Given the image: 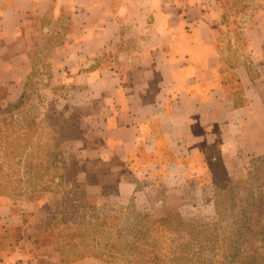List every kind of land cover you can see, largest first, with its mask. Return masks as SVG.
Wrapping results in <instances>:
<instances>
[{"label": "crops", "instance_id": "crops-1", "mask_svg": "<svg viewBox=\"0 0 264 264\" xmlns=\"http://www.w3.org/2000/svg\"><path fill=\"white\" fill-rule=\"evenodd\" d=\"M245 2L224 19L219 0H0V88L11 100L25 85L26 17L35 14L40 37L64 39L50 52L53 82L69 88L70 114L87 109L74 146L79 165L102 176L100 200L210 183L206 151L250 136L258 137L250 150L264 151V0L256 11ZM103 179L113 180L114 195L100 193Z\"/></svg>", "mask_w": 264, "mask_h": 264}, {"label": "rangeland", "instance_id": "rangeland-1", "mask_svg": "<svg viewBox=\"0 0 264 264\" xmlns=\"http://www.w3.org/2000/svg\"><path fill=\"white\" fill-rule=\"evenodd\" d=\"M256 1L262 0L248 3L254 11L261 4ZM219 2L224 9V19L228 9L244 12L247 6L245 0ZM26 20L30 38L25 49L29 60L25 85L13 89L11 100H6L4 89L0 88V190H10L8 194H0V264L11 256L28 260L30 264L47 254L42 253L43 248H39L38 243H62L60 241L64 240L67 243L83 241L82 246H89L79 252H97L105 259L107 255L115 256L110 262L89 258L96 264H144L150 260L151 264H264V161H256L259 155L250 150L258 137H237L232 139L231 148L235 149L205 152L206 158L216 165L215 172L219 173L217 164L221 162L230 176L241 175L239 179L226 182L220 173V177L210 174L212 170L206 174L208 180L221 179L219 196L212 184L189 180L169 185L167 191L138 193L136 198L122 202L100 200L97 184L101 183L102 176L94 167L86 170L79 165L74 146L75 140L82 136L87 109L78 106L70 114L69 88L53 82L50 52L57 44H63L64 39L40 37L35 14H30ZM57 28L66 34L68 27L56 25ZM237 37L240 46L239 32ZM18 69L24 70V65ZM4 78V74L0 75V79ZM261 92L264 105V86ZM26 121L31 122L27 128L33 136H29L28 144L20 148L17 135L24 131L21 126ZM63 121L67 122L66 129L72 131L74 137L61 143L58 152L50 153L48 149L53 145L48 142V124L63 125ZM37 134V146L42 148L40 154L36 153ZM45 142L48 143L46 147L42 144ZM25 151L32 156H25ZM49 164L56 169H47ZM83 171L87 172L91 184L86 187L81 183L85 176ZM51 177L53 183L60 178V184L53 186ZM74 180H77L76 187L72 185ZM103 180L100 193L114 195L113 180ZM85 191L96 199L84 204L82 194ZM138 213L148 216L143 218ZM99 215L110 218H97ZM144 220L149 222L144 228L150 226L149 246H142V253L132 254L129 243L134 238L117 237L112 227L118 223L122 231H139ZM186 221L196 223L187 227ZM54 222L57 224L52 225ZM48 226L55 233L62 231L61 236L51 242L40 241ZM72 233L74 236L69 237ZM76 235L79 236L76 238ZM137 245L142 248L140 243Z\"/></svg>", "mask_w": 264, "mask_h": 264}, {"label": "trees", "instance_id": "trees-1", "mask_svg": "<svg viewBox=\"0 0 264 264\" xmlns=\"http://www.w3.org/2000/svg\"><path fill=\"white\" fill-rule=\"evenodd\" d=\"M232 78V77H231ZM231 83L233 82V79H231L230 81ZM12 117H9V119H11ZM69 118V117H68ZM68 120V119H66ZM1 121H4V119L2 118ZM31 124V122H25L24 124H22L21 126V129L24 130L22 132H20L18 135H17V140L19 142V146L20 148L22 147V144H28V142H26V140L28 139L29 136H33V133H31V131L27 128L29 125ZM7 125V124H6ZM66 125H67V122L66 121H63V125H60V124H55V123H51V124H48V126H50V138L48 140V142H51L53 147H50L48 150L49 152L51 153V151L54 153L55 151L58 152L59 150V145L61 143H64L66 140H69V139H72L74 137V134L72 133V131H67L66 129ZM8 128V126H7ZM39 141V136L38 134L36 135V153L40 154L41 149H39V147L37 146V142ZM44 147L47 146V142L45 143H42ZM43 147V148H44ZM30 152L28 151H25V156H28V155H31V153L29 154ZM6 155H8V152L6 151L5 152ZM41 154H44L41 153ZM48 154V153H47ZM58 154V153H57ZM60 155V153H59ZM32 156V155H31ZM205 158V161H207L208 158H206V155L204 156ZM256 161H264V151L262 154H260L259 156H257L255 158ZM254 160V163L256 162ZM257 163V162H256ZM64 165V163H63ZM208 168L210 169L211 173L210 174H213V175H217L220 173V175H223V178L226 180V182H232L236 179H239L238 177L236 176H230L228 173H227V170L225 167H223V165L221 164V162H219L217 164V167L219 170V173L215 172L214 171V167L216 165H213V163H211L210 160H208ZM213 165V166H212ZM212 166V167H211ZM56 169L55 167H53L51 164H49L47 166V169H52L53 170ZM60 168V167H58ZM253 168V167H252ZM257 169H259L258 167H256ZM54 172V171H53ZM81 173V172H80ZM83 173H85V176H84V179L81 181V183L83 185H89L90 182L89 180L87 179V172L83 171ZM207 174H209V171L206 172ZM54 175V174H53ZM214 176V177H215ZM54 177V176H53ZM53 177H51L50 179V183L54 184L53 186L55 185H59L60 182H61V179H57V181L55 183H53ZM220 177V176H218ZM57 178V177H56ZM55 179V178H54ZM212 182H210L209 184H212L215 189V193L219 196L220 192H221V186H220V183H221V179L219 178V181L218 179L215 180V179H210ZM223 182V181H222ZM77 180H74L73 181V187H76L77 186ZM7 188V187H6ZM41 189H44V188H41ZM10 192V190L7 188V189H4V190H0V194H8ZM75 192V190L73 191ZM72 193L69 192V195H71ZM72 196V195H71ZM82 198L84 199L83 203H87V202H91L93 199H96V196L93 195V194H89L87 193V191H85L83 194H82ZM215 198H214V202H215ZM121 215V213H120ZM137 215H142V217H147L148 214H140L138 213ZM102 218V219H108L110 218L109 216L107 215H99L97 216V218ZM155 223H159L161 222L160 220H154ZM145 223H149L147 220H144L142 222V226H141V229L139 231H133V230H129V231H122L117 224H114V227H112L114 229V233L117 237L119 236H122V235H125L126 237H128L129 239L130 238H134L130 243H129V246H130V252L132 254H135V253H142V251L144 250V248L142 246H145V247H148L149 246V243L147 242V240H149V236H150V226L148 225L147 227L144 228V224ZM193 223H196V222H188L186 221L185 225H187V227H191V224ZM57 224L56 222L52 223V225H55ZM46 234L42 237H40V241H49L51 242L50 240H54V239H58L61 234H62V231H53L51 227H47L46 230H45ZM74 236V234L72 233L71 235H69V237H72ZM77 236L79 235H76V238ZM188 236H191V232H188ZM56 237V238H55ZM60 241V240H59ZM37 242V241H36ZM62 243H58L57 241H54L53 244L51 243H48V244H44L43 243H38V247L39 248H43L42 250V253H47V254H44V255H41L39 257H47V258H54L57 260V263L58 264H62V262L64 263H68V264H72L74 262H77V261H80V260H83V259H89V258H93V259H100L102 261H107V262H110L111 259H114L115 256H112V255H107V259L104 258V255H101L97 252H91V251H82V252H79L80 250H86L89 246L87 245H83L82 246V242L83 241H76V242H73V243H67L66 240L64 241H60ZM137 243H140L141 245V249H140V246L137 245ZM49 245L52 247L50 248ZM47 248H50L51 250L50 251H45V249ZM132 250V251H131ZM106 256V255H105ZM104 258V259H103ZM151 261H149V263H144V264H151ZM128 264H134L132 262L128 263Z\"/></svg>", "mask_w": 264, "mask_h": 264}]
</instances>
